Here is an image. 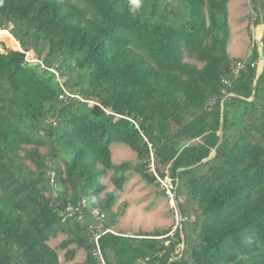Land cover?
I'll return each mask as SVG.
<instances>
[{
    "label": "trees",
    "instance_id": "trees-1",
    "mask_svg": "<svg viewBox=\"0 0 264 264\" xmlns=\"http://www.w3.org/2000/svg\"><path fill=\"white\" fill-rule=\"evenodd\" d=\"M228 3L0 0V39L17 49L0 41V264H61L60 232L82 264H264V68L255 48L234 70ZM113 143L139 163L115 164ZM131 169L170 176L181 227L113 228L127 206L98 197L102 178L122 190Z\"/></svg>",
    "mask_w": 264,
    "mask_h": 264
},
{
    "label": "rangeland",
    "instance_id": "rangeland-1",
    "mask_svg": "<svg viewBox=\"0 0 264 264\" xmlns=\"http://www.w3.org/2000/svg\"><path fill=\"white\" fill-rule=\"evenodd\" d=\"M228 7L231 34L227 51L229 57L233 60L234 70L238 71L240 67L251 61L255 48L258 49L259 53L262 50L263 43L261 41L264 35V22L257 24L258 11L251 0H229ZM260 11L264 14V6L261 5ZM0 41L6 44V49H13L4 40L0 39ZM19 51L22 50L20 49ZM30 52L32 56H30ZM30 52H27V60L39 63L41 68L44 67L43 62L36 58L34 51ZM185 60L195 63L199 67H203L205 64L195 57H190L187 53L185 54ZM257 67L258 74H261L264 68V61L261 57L257 61ZM56 72L59 74L57 70ZM62 81L64 80L62 79ZM26 148L30 147L27 146ZM47 150V147L41 148L43 153L47 152ZM111 150L112 160L115 164L130 162L136 166L139 163L136 153L126 144L113 143ZM21 153L25 154V151ZM25 162L31 168L34 167L30 160L26 159ZM146 170L148 172L154 170L153 161L149 168L148 166L146 167ZM114 174L115 171L109 170L103 176L102 183L106 185V190L98 197L104 199L106 193H115L117 196L114 205L115 211L118 208H122L126 203L127 207L124 210V215L119 219L118 224L113 227L116 231L133 235L142 232H153L155 230L164 231L173 229L174 231L177 227H181V214L177 215V210L173 209L175 203L162 192L163 189L159 180L154 183L148 182L141 173L135 169H131L127 172L128 179L124 183L123 189L119 190L115 187L113 181ZM92 211L94 214L98 212L96 208H93ZM77 216L79 219L83 218V214L79 213ZM92 225L94 227V224ZM173 231L171 234H173ZM67 238L68 234L60 232L57 236L51 237L48 243L58 251L61 264H82L86 260L87 252L83 248H78L75 244L68 247V249H74V258L72 260L67 259L66 253L68 249L61 246V243ZM100 264H105V262L102 260Z\"/></svg>",
    "mask_w": 264,
    "mask_h": 264
},
{
    "label": "built area",
    "instance_id": "built-area-1",
    "mask_svg": "<svg viewBox=\"0 0 264 264\" xmlns=\"http://www.w3.org/2000/svg\"><path fill=\"white\" fill-rule=\"evenodd\" d=\"M155 172V168L153 170ZM157 178L161 184V187L163 189V191H165V194L168 195L170 197V199L175 203L174 206H176V192H175V186L174 183L172 182V179L170 178V176H165L164 178H161L160 176L157 175ZM87 205V201L84 199L82 203H79L78 206H71L68 211L70 212L69 216L71 215H75L77 212H80L82 210L83 206ZM84 206V207H85ZM95 214H98V212H96ZM68 215V214H67ZM177 215L179 216L180 213L177 211ZM82 219V218H80ZM99 237V235L97 236V238Z\"/></svg>",
    "mask_w": 264,
    "mask_h": 264
},
{
    "label": "water",
    "instance_id": "water-1",
    "mask_svg": "<svg viewBox=\"0 0 264 264\" xmlns=\"http://www.w3.org/2000/svg\"><path fill=\"white\" fill-rule=\"evenodd\" d=\"M260 57L263 59V61H264V52H263V48H262V50L260 51ZM255 85H256V82H255ZM222 109H224V104H223V106H222ZM223 123H224V119L222 118L221 119V127H220V136H221V138L223 137ZM219 144L220 143H218V145L215 147V149H214V153H213V155L212 156H210L208 159H211V158H213V157H215V155H216V153H217V149H218V146H219ZM205 160H207V159H205ZM204 160V161H205ZM184 169V168H183ZM181 219H182V215H181ZM183 246H184V244H183Z\"/></svg>",
    "mask_w": 264,
    "mask_h": 264
},
{
    "label": "bare ground",
    "instance_id": "bare-ground-1",
    "mask_svg": "<svg viewBox=\"0 0 264 264\" xmlns=\"http://www.w3.org/2000/svg\"><path fill=\"white\" fill-rule=\"evenodd\" d=\"M3 33H7V32H6V31H3ZM7 36H8V35H7ZM2 37H3V36H2ZM260 37H261V35H260ZM11 38H13V37H11ZM13 40L16 41L14 38H13Z\"/></svg>",
    "mask_w": 264,
    "mask_h": 264
},
{
    "label": "clouds",
    "instance_id": "clouds-1",
    "mask_svg": "<svg viewBox=\"0 0 264 264\" xmlns=\"http://www.w3.org/2000/svg\"><path fill=\"white\" fill-rule=\"evenodd\" d=\"M134 3V2H133ZM136 4H137V6L139 5V0H136V2H135Z\"/></svg>",
    "mask_w": 264,
    "mask_h": 264
},
{
    "label": "snow or ice",
    "instance_id": "snow-or-ice-1",
    "mask_svg": "<svg viewBox=\"0 0 264 264\" xmlns=\"http://www.w3.org/2000/svg\"><path fill=\"white\" fill-rule=\"evenodd\" d=\"M133 2L135 3V2H136V0H133Z\"/></svg>",
    "mask_w": 264,
    "mask_h": 264
}]
</instances>
